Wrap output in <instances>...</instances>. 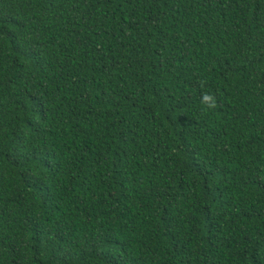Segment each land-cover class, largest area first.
Segmentation results:
<instances>
[{
    "label": "trees",
    "instance_id": "obj_1",
    "mask_svg": "<svg viewBox=\"0 0 264 264\" xmlns=\"http://www.w3.org/2000/svg\"><path fill=\"white\" fill-rule=\"evenodd\" d=\"M0 264H264V0H0Z\"/></svg>",
    "mask_w": 264,
    "mask_h": 264
},
{
    "label": "clouds",
    "instance_id": "obj_2",
    "mask_svg": "<svg viewBox=\"0 0 264 264\" xmlns=\"http://www.w3.org/2000/svg\"><path fill=\"white\" fill-rule=\"evenodd\" d=\"M209 100H212V103L210 105H208V107L209 108H215L216 107L215 98L210 96L207 93L203 94L202 101H209Z\"/></svg>",
    "mask_w": 264,
    "mask_h": 264
}]
</instances>
